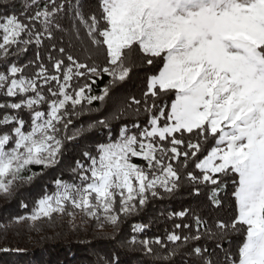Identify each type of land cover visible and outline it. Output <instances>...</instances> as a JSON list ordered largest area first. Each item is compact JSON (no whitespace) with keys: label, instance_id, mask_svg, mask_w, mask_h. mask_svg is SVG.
I'll return each mask as SVG.
<instances>
[{"label":"snow or ice","instance_id":"obj_1","mask_svg":"<svg viewBox=\"0 0 264 264\" xmlns=\"http://www.w3.org/2000/svg\"><path fill=\"white\" fill-rule=\"evenodd\" d=\"M145 66L154 67L137 98L121 86ZM0 98V195L57 168L73 142L94 150L67 166L72 182L57 176L55 191L13 223L38 230L78 210L118 230L151 200L211 186L214 208L234 198L228 219L210 224L187 207L170 214L181 222L165 240L119 246L165 264H264V0H22L19 14L0 15Z\"/></svg>","mask_w":264,"mask_h":264},{"label":"trees","instance_id":"obj_2","mask_svg":"<svg viewBox=\"0 0 264 264\" xmlns=\"http://www.w3.org/2000/svg\"><path fill=\"white\" fill-rule=\"evenodd\" d=\"M10 3L15 5V8L2 6L0 7V15L11 11L19 14L22 0H10ZM45 43L48 42L45 41ZM75 54H79L78 51ZM31 55L30 50L26 56L30 57ZM80 58H84L82 54H80ZM94 59L96 62L103 64L105 59L103 52L95 53ZM153 67L134 68L131 81L121 86V88L125 92L140 98L144 87L145 74L149 73ZM107 80L108 77L105 75L103 79L97 80L93 88L96 90L102 88ZM103 114L100 113L99 115L102 116ZM145 120L146 117L142 116L140 123L143 124ZM76 123L79 122L74 121V125ZM94 135L99 138L98 134ZM73 143L76 146L72 151L65 154L61 160V165L57 168L44 171L43 175L37 177L31 185H21L15 189L11 198L0 195V264H106V261L113 254L119 257V264H165L164 261H153L145 258L142 250L121 248L118 242L122 239L125 241L130 240L133 236H136L138 240L157 237L162 241L165 240L166 232L171 231L175 223L181 222L178 217H171L170 214L179 212L183 208H195L198 214L206 218L210 224L217 217L228 219L233 213L234 204L230 205V201L234 198L225 197L224 206L216 209L209 200L211 186H200L201 193L196 197L190 195L191 185L185 184L175 196L151 200L138 214L128 217L122 216L118 230L113 226L100 229L98 221L93 219L86 220L82 218L79 222H71L67 218V213L55 215L51 221L38 222V230H33L28 223H13L11 218L14 216L31 215L35 201L43 195L45 190L49 193L55 191L53 181L57 176L69 182L74 180L67 166L72 164L76 158L83 159L80 156L83 150L93 152L94 150L90 147L93 141L85 142L82 139ZM211 143L210 138L202 147L199 155H203L209 149ZM134 162L143 163L135 160V158ZM33 171H40V169L34 167ZM229 191H231V185H229ZM221 195L223 196V194ZM21 202L27 204L28 207H22ZM68 210H71L70 206ZM188 220L189 218L186 217L185 222H188ZM136 224H146L148 226L143 232H133V226ZM176 231L186 232L187 230L177 229ZM111 237H115V239ZM232 239L235 241L237 237H232ZM152 247L155 253L165 251L158 245ZM208 247L211 251L215 247L214 242H209ZM223 247L228 248L227 241L223 243ZM4 249L9 251H4ZM17 249L20 251H16ZM216 255L219 259H223V253L219 249H216ZM175 264H180L179 256L175 258Z\"/></svg>","mask_w":264,"mask_h":264},{"label":"rangeland","instance_id":"obj_3","mask_svg":"<svg viewBox=\"0 0 264 264\" xmlns=\"http://www.w3.org/2000/svg\"><path fill=\"white\" fill-rule=\"evenodd\" d=\"M71 211H74L73 209L71 210H68V212H71ZM76 211V215L75 217L67 214V218L71 221V222H79L82 218L86 219V220H90L91 218L85 216L83 213L79 212L78 210H75ZM99 224V222H98ZM111 225H105L104 226V229L106 228H109Z\"/></svg>","mask_w":264,"mask_h":264}]
</instances>
